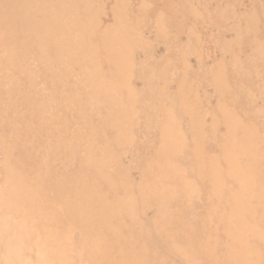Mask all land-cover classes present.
Here are the masks:
<instances>
[{
  "label": "rangeland",
  "instance_id": "374dc122",
  "mask_svg": "<svg viewBox=\"0 0 264 264\" xmlns=\"http://www.w3.org/2000/svg\"><path fill=\"white\" fill-rule=\"evenodd\" d=\"M0 264H264V0H0Z\"/></svg>",
  "mask_w": 264,
  "mask_h": 264
}]
</instances>
